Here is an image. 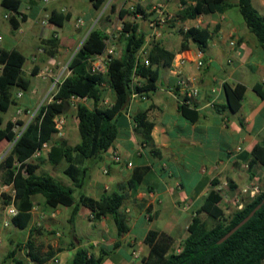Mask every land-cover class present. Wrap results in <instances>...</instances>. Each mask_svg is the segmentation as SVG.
<instances>
[{
    "label": "crops",
    "instance_id": "crops-1",
    "mask_svg": "<svg viewBox=\"0 0 264 264\" xmlns=\"http://www.w3.org/2000/svg\"><path fill=\"white\" fill-rule=\"evenodd\" d=\"M228 1L236 3L238 0ZM1 2V49L20 51L27 59L24 73L29 78H42L36 86H31L27 99L25 96L29 92H23L21 98L24 97L29 105L49 94L47 89L51 78L45 79L41 71L46 67L55 71L61 64L60 58L69 53L75 42L76 30L91 28L99 11L93 8L90 0H49L47 3L44 0H22L20 12L25 20L20 22L18 30H13L9 21L11 13ZM184 3L193 4L194 0H168L167 3L146 0L141 4L147 11V18L127 17L146 33L148 48L152 41H161L162 47L174 53V57L161 60L154 91L132 95L127 110L117 117L119 135L114 144L100 159L86 162L88 171L83 187L75 188L76 199L81 194L96 199L114 193L125 194L121 212L128 218V232L120 236L113 216L96 221L91 210L85 206L80 207L75 224L71 225L72 207L60 204L53 208L40 194L32 197L29 225L25 229L17 228L12 224L13 217L8 214V209L15 206L16 190L13 184L4 183L5 170L1 169L0 264H16L15 261L24 264H69L79 248L98 256L102 249L110 250L116 243L120 246L106 256L103 264H146L144 259L149 254V247L144 240L149 231L168 233L176 239L179 250L181 242L189 235L188 227L196 211L213 189V181L219 182L215 189L233 184L235 189L232 191L238 193L260 177L264 166H251L250 163L255 146L264 145V98L254 91L255 85H264V48L249 31L239 9L182 21L178 14L184 9ZM253 3L264 15V0H253ZM47 16L50 20L48 26L43 24ZM74 18L73 28L65 27L64 20L71 22ZM80 18L84 24L77 27ZM190 27L206 28L212 32L206 51L202 52L192 40L185 41L182 32ZM106 33L109 34V29ZM172 34L179 36L177 46L171 45ZM53 36L61 41L59 56L48 58L42 54L33 62L38 49L43 47L42 41ZM200 53H203L205 62L201 69L197 66ZM177 57L187 58L182 76L189 80L190 87L200 91L187 104L189 111L197 114L195 121L185 117L180 110L185 97L178 86V76L172 72ZM34 68L40 72L31 76ZM139 82L144 83L145 80L139 79ZM227 83L247 87L242 107L237 112L226 108ZM104 93L101 105L112 106L115 94L108 83L104 86ZM82 103L93 106L89 100ZM141 113L147 114L154 123L152 141L159 156L143 148V137L135 132L133 117ZM70 115L71 111L62 115L67 118V132L66 135L56 134L54 142L59 139L70 142ZM9 120L15 121L7 119L6 124ZM74 120L78 128L76 110ZM30 121L25 122L26 125ZM76 142L79 143L78 139ZM6 144L9 142H5L4 148L0 149V158ZM52 146L53 143L45 145L39 157L48 158ZM239 146H242L240 152L237 151ZM39 157L34 155L32 161L39 163ZM246 166L253 168L246 169ZM65 168V162L54 167L46 161L40 164L37 174H49L65 186L74 188L71 179L67 184L61 180ZM142 168H146V172L137 192H133L129 183ZM2 195H7L10 204H4ZM30 242L33 243L34 254L47 257L52 253V257L45 263L33 261L29 255ZM134 252H139L141 258H135Z\"/></svg>",
    "mask_w": 264,
    "mask_h": 264
},
{
    "label": "trees",
    "instance_id": "trees-1",
    "mask_svg": "<svg viewBox=\"0 0 264 264\" xmlns=\"http://www.w3.org/2000/svg\"><path fill=\"white\" fill-rule=\"evenodd\" d=\"M115 0H90L97 11H102L108 4L95 26L87 35L78 51L71 59L68 67L71 73L59 85L52 101L43 104L29 124L17 120H9L2 127L3 117L0 115V144L2 142L14 143L12 149L0 162V170L4 169V183L13 184L16 190L14 204L19 213L12 218V224L25 229L31 219L33 209L32 197L43 195L46 203L56 208L60 204L72 207L69 222L75 224L80 207L85 206L91 210L96 221L106 216H113L119 235L128 232V218L121 212L126 199L123 193L104 195L99 199L81 194L79 199L74 196L76 189L82 188L87 176L88 160L100 159L108 151L119 135L117 117L125 112L129 106L132 95L145 94L156 89L159 79V64L162 59L174 57L161 45V41H152L148 49L150 64L145 65L138 59L140 51L147 44V35L139 24L127 20L129 15L147 18V11L141 3H137L133 11L121 8L117 13ZM2 6L10 13L9 21L13 30H18L20 22L25 20L20 9L22 0H2ZM185 7L178 17L182 21L194 20L201 15L225 13L233 8L239 9L249 31L257 38L264 48V15L254 6L253 0H238L236 3L228 0H194L193 4L184 3ZM117 13L122 22L119 40L123 50L118 57L112 59L106 74H92L88 69L87 61L94 55L105 51V40L108 38L106 30L113 24L114 14ZM21 17V21L19 18ZM50 22V20H49ZM185 41L192 40L201 51H206L212 32L208 29L190 27L183 31ZM61 41L53 36L42 41L44 54L54 58L60 54ZM149 46V44H148ZM182 47H185L183 43ZM26 57L18 50H0V112L8 113L12 106L18 104L17 91L29 92L32 86L31 79L24 73ZM34 68L31 76L39 74ZM135 79L145 80L135 85ZM109 84L115 94L112 106H103L104 86ZM247 87L241 84H225L227 107L237 112L242 107ZM254 91L264 98V85L257 84ZM86 99L92 103L89 107L83 103H73V99ZM73 108L78 118V129L81 141L70 145L66 139L54 142L58 134L55 119L67 115ZM182 114L192 121L197 120V114L190 112L186 105H181ZM135 132L142 135L143 145L152 155L159 156L152 141L154 123L145 113L133 117ZM17 126L25 127L18 137ZM53 143L48 158L39 157V163L32 161L37 151L44 149L45 145ZM48 161L57 167L66 163L64 174L73 182L74 188L65 186L62 182L49 174L38 175L40 164ZM264 166V145L258 144L252 151L250 165ZM253 167H250L252 169ZM146 168L140 169L134 179L129 183V189L137 192ZM218 181L212 182L213 189L207 195L204 204L196 211L189 227L188 237L181 242L177 250L176 239L166 232L151 230L145 237V244L149 247V254L144 259L146 264H264V204L255 215L229 239L219 244V241L264 199V189L245 203L242 209L235 211L230 218H225V211L221 207L223 195L215 189ZM235 189L234 185H230ZM76 188V189H75ZM4 204H10L7 195H2ZM208 220L213 225H208ZM120 246L116 243L110 250L102 249L100 255H94L84 248H79L74 259L69 264H103L106 256ZM30 257L38 263H45L51 257H41L33 253V243L29 244ZM16 264H24L15 261Z\"/></svg>",
    "mask_w": 264,
    "mask_h": 264
},
{
    "label": "rangeland",
    "instance_id": "rangeland-1",
    "mask_svg": "<svg viewBox=\"0 0 264 264\" xmlns=\"http://www.w3.org/2000/svg\"><path fill=\"white\" fill-rule=\"evenodd\" d=\"M111 1V0H110ZM159 3H167L168 0H157ZM114 3H116L117 5V13L119 11V9L124 8L127 10H131V6L136 5L137 3H139V0H115ZM86 6V4H85ZM84 5L82 7H85ZM1 9V8H0ZM104 10V9H103ZM102 10V11H103ZM106 10V9H105ZM102 11H99V13L96 15V20L95 23L92 25V27L97 26L98 27V23H99V19L101 18V13ZM93 13H96L95 11H93ZM115 13L114 14V19H113V24L111 25V27L109 28V35L112 37V40L116 43L117 47H118V51L119 54H121L123 48H122V43L119 40V36H120V32L122 30V22L118 17V14ZM132 15V14H131ZM1 18H3V15L1 16ZM6 24H8L7 21H5ZM64 24L65 27L67 28H73L74 24H75V18L73 21L68 22L66 20H64ZM91 27V28H92ZM90 27L88 28H82L80 30H76V40L75 42H73L72 46L69 49V53L67 55H65V57H61L60 58V62L61 64L55 69L54 71V75L58 76L60 73H62V71H64V69H66V67L68 66L69 61L71 60V58L74 56V54L78 51V49L80 48L81 44L83 43V41L85 40V38L87 37V35L89 34V31L91 29ZM178 39L179 36L177 34H172L170 36V41H171V45L172 46H177L178 45ZM148 48V47H147ZM173 48V47H171ZM149 49V48H148ZM67 76V74H65L63 76V79H65ZM32 80V85L36 86V84L42 79V78H36V77H30ZM45 78V77H44ZM46 79V78H45ZM54 81L51 79L50 84L48 85V93L50 92L52 86H53ZM57 87H55L56 89ZM55 91V90H54ZM53 94V93H52ZM52 94H47V96L43 97V99H39L38 101L31 103L29 105H27L25 101V99H27L30 96V92L26 94L25 99L24 97L21 99H18V104L16 106H14L11 111L9 113L3 114L0 112V115L3 117L4 120H2V126L6 125V120L7 119H14L15 121L20 120V121H24V122H28L30 120L33 119V117L36 115V113L38 112L39 108L49 102V100L51 99ZM21 112H18V111ZM72 115L70 118V123H69V135H70V145H75L77 142L76 140L78 139V142L81 141V136L79 133L78 128H76V122L74 120V113H75V108H73L71 110ZM67 119V118H66ZM67 126L68 123L65 124L62 133H64V135H66L67 132ZM22 130L21 126H17L16 132L17 135L20 134ZM5 142H2L0 144V149L3 147L4 148ZM11 145H13L12 143L6 144V148L4 149V154L3 156L0 158V161L3 160L6 155L9 153L10 151V147ZM2 148V149H3ZM260 177H258V179L255 181V184L260 188V193L261 191L264 189V170L259 174ZM63 182H65L66 184L71 181L69 177L65 176L63 177V179H61ZM252 187V184L248 185L246 188L249 189ZM222 195L225 196V198L223 199L222 203H221V207L225 210V218H230V216L237 211L238 209H240V206H244L246 202H248L252 196L248 193H243V191H239L238 193H235L234 191H232V189H230L229 185L224 186V188L222 189ZM233 192V193H232ZM208 225L212 226L213 225V221H209L208 220Z\"/></svg>",
    "mask_w": 264,
    "mask_h": 264
},
{
    "label": "built area",
    "instance_id": "built-area-1",
    "mask_svg": "<svg viewBox=\"0 0 264 264\" xmlns=\"http://www.w3.org/2000/svg\"><path fill=\"white\" fill-rule=\"evenodd\" d=\"M146 0H139V3L141 2H145ZM44 2H49V0H44ZM135 5L131 6V10H134ZM162 8V7H160ZM43 24L48 26L49 25V17L47 16V18H45V20H43ZM84 24V20L82 18L78 19L77 21V27H81ZM123 27V25H122ZM2 42V37L0 36V44ZM106 43V48L105 51L102 54H98V55H94L91 58L88 59L87 64H88V69L90 71V73L92 74H106L108 72V68H109V64L112 61L113 58L118 57L119 56V51H118V47L115 44V42L112 40V37L108 34V38L105 40ZM1 50V47H0ZM148 48L147 46H144V48L140 51L139 55H138V59L142 60V62L145 63V65H149L150 61L148 59ZM203 52V51H202ZM44 54V48L40 47L37 51V54L33 57V62H36L38 59V56ZM187 63V58L181 57V58H176L173 65H172V72L178 76V86L180 87L181 91L183 92L184 95V100L182 101V105H186L189 104L191 98L197 97L200 93L199 89L196 87H190L189 84V80L185 77L182 76V72H183V68ZM197 66L199 69L203 68L205 66V62L203 59V53L199 54V58L197 60ZM71 73V71L69 70V67L67 66L66 69H64V71H62V73H60L58 76L54 75V70L52 69V67H46L45 69H43V71H41V74L43 77L47 78H51L54 83L53 86L49 92V94H52L51 99L49 101H52L54 95L56 94L59 85L62 83L63 76L65 74H67V76ZM66 76V77H67ZM135 85L140 84L139 79H135ZM55 87H57L55 89ZM55 90V91H54ZM214 91H216L214 89ZM23 96V92H19L17 94V98H21ZM86 99H79V98H75L73 99V103H82V101H85ZM55 124H56V129L58 131V134L62 133V130L66 124V119L63 116H59L55 119ZM27 126V125H26ZM22 127V130L20 132V134L18 135V137L23 133V131L25 130V127ZM143 148H145V146L143 145ZM237 151L240 152L242 151V146H239L237 148ZM42 151H37L35 154V157H39L41 155ZM116 160H119V158H116ZM129 166H132L131 163H129ZM246 169H249L250 167L246 166ZM228 184H226L225 186H227ZM224 188V186L222 188H219L220 191H222V189ZM222 193V192H221ZM243 193H248L253 197H255L256 195H258L260 193V188L255 184V182L252 183V187L249 189H244ZM225 198V196L223 195V199ZM240 209L243 208V206L239 207ZM19 213L18 209L15 206H11L8 209V214L11 217H15L17 214ZM9 222H7L8 224ZM134 256L137 259L141 258V254L139 252H134Z\"/></svg>",
    "mask_w": 264,
    "mask_h": 264
},
{
    "label": "water",
    "instance_id": "water-1",
    "mask_svg": "<svg viewBox=\"0 0 264 264\" xmlns=\"http://www.w3.org/2000/svg\"><path fill=\"white\" fill-rule=\"evenodd\" d=\"M109 4V3H108ZM107 4V6H108ZM107 6L104 8V10L102 11L101 15H103L105 9L107 8ZM94 28V26L90 29V31ZM89 31V32H90ZM264 204V199L262 200V202L257 205L253 211L243 220L241 221L237 226H235L231 231H229L220 241L219 244L223 243L224 241H226L227 239H229L234 233H236L242 226H244L254 215L255 213L262 207V205Z\"/></svg>",
    "mask_w": 264,
    "mask_h": 264
}]
</instances>
